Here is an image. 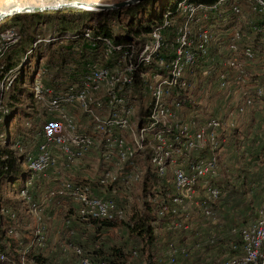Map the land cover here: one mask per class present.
I'll list each match as a JSON object with an SVG mask.
<instances>
[{
  "label": "built area",
  "instance_id": "1",
  "mask_svg": "<svg viewBox=\"0 0 264 264\" xmlns=\"http://www.w3.org/2000/svg\"><path fill=\"white\" fill-rule=\"evenodd\" d=\"M80 36L95 48L103 42L107 63L89 64L81 80L61 90L46 84L45 69L41 72L33 94L51 119L35 152H26L20 141L10 146L25 154L21 160L31 174L15 201L33 218L34 231L18 255L0 251V264H39L28 254L35 245L45 246L44 210L52 205L71 200L83 221L127 217V207L116 199L64 177L94 151L100 153L102 187L118 184L132 192L149 171L160 181L148 200L159 204L162 231L171 230L174 237L153 258L157 264H264V198L254 219L226 227L221 236L212 227L224 221L219 212L223 151L245 115L264 105V66L256 69L264 61V0H178L145 42L115 43L94 37L90 29L64 37ZM20 38L16 27L0 30V120L11 113L6 94L19 66L12 65L9 52ZM145 97L149 104L139 107L138 99ZM0 138L7 145L9 130ZM10 156L0 155L6 161L3 171L9 170ZM40 176L55 182L38 199L32 190ZM14 210L0 207L11 221L10 236L18 227ZM64 225L74 235L70 218ZM220 237L229 239L227 250L210 254L207 248ZM70 247L77 264H113L85 256L73 243Z\"/></svg>",
  "mask_w": 264,
  "mask_h": 264
},
{
  "label": "rangeland",
  "instance_id": "2",
  "mask_svg": "<svg viewBox=\"0 0 264 264\" xmlns=\"http://www.w3.org/2000/svg\"><path fill=\"white\" fill-rule=\"evenodd\" d=\"M121 1L124 0H0V14L11 9L26 6L46 7L43 11L15 13L0 21V30L7 27H16L21 35L20 41L9 52V60L14 67L19 66V72L14 87L6 94V101L10 103L11 113L2 115L0 120V134L7 136L9 130V137L11 135L12 139L17 140L19 136H22L25 138L24 144H26V150L35 151L37 149L36 141L41 138V129L51 117L45 107L37 102L33 95L34 88L40 80L41 72L47 67L48 70L43 75L44 82L58 89H63L71 82V80L62 78L67 72H70L69 70L77 68V70L81 71L83 70L84 62L94 60V57L96 58V55H93L83 43L82 45L80 43L75 44L71 50H68L67 47L62 48L67 43H60L61 40L66 38L64 36L71 34L65 28L74 25L84 28L86 26L106 24V26L111 27L113 32L124 34L130 30V22L137 23L138 20L143 22L146 18L148 19L147 13L152 11V14H154L155 12L163 10L166 4H169V0L143 1L140 3L141 5L138 3V13H140L134 18H131L132 16L124 7L116 16L112 13L115 9L87 10L74 5L75 2L113 4ZM81 10L88 11L89 13L80 12ZM246 12L251 16V11L247 5ZM131 35L138 36L136 34ZM145 37L147 38V34L143 33L137 38L143 39ZM39 40L42 41L38 42ZM72 52L76 54H72ZM99 61L103 64L107 63V61ZM262 66H264V61L256 64V69ZM142 103L148 105L149 98L145 97L143 100L139 98L137 105L141 107ZM77 113L81 115L80 112ZM247 114L248 116L242 120V123L246 122V124L235 138L236 142L233 141V143L230 141L229 143L231 144L225 149L224 174L219 180V183L228 182L235 186L248 185V187H244L243 189L245 194L251 190L250 188L251 186L253 187L254 182L256 184L259 180L264 181V163L262 162L264 147V105L256 104V108ZM8 123L10 125L9 127ZM2 142L3 139L0 138L1 148L6 147V150H9L7 152L13 150L10 149L9 145H5ZM12 155H16L18 158V153L14 152ZM86 160L89 161L86 163L89 167L86 175L77 174L75 176L72 173H66L64 177L78 182H96L101 171L100 153L94 151L91 157H87ZM85 161L77 163V165L82 167ZM20 162L22 168L25 170V160H21ZM242 175L245 176L246 180L243 184L240 179ZM53 181L48 177H37L32 190L35 198H41L54 185ZM23 186L24 176H21L14 182L0 179V207L7 206L13 210L15 209L14 211L18 215V219L15 221V225L18 226L16 228L17 231L12 235L13 238L10 244H8L7 250H22V246L29 243L32 232L34 231L35 222L33 218L25 213V210H22V207L15 201V196H19V191ZM259 190L261 191V189L255 188L253 192H250L249 196H246L248 198L247 200H250V203L252 202L251 205H256L259 202ZM114 191H112L113 197L116 199L120 197L121 199L127 200V218L132 217L131 214H135L134 216L136 217L147 215L148 210L145 211V205H143L144 185H139L132 192H128L123 187L115 186ZM7 198H10L12 202H8L9 200L7 201ZM65 203L66 207L55 204L51 206L53 208L44 210L47 224V242L41 251L51 258L50 260H52L53 264H77V259L74 257L72 249L67 246V243H69L68 240L71 238L66 234L67 228L64 225L65 221L71 218L70 213H73V210L75 211L76 204L71 200H66ZM151 212H154L153 208ZM249 217H251L250 214ZM4 220L5 218L0 212V222L2 223ZM6 222L7 220H5V224ZM72 222L74 225H80L78 219H73ZM110 233V243L114 241L121 242L129 238V231L124 226L112 229ZM58 235L60 237L62 236V238L59 239ZM109 238H105V240L109 242ZM22 240L24 241L23 244L20 243ZM57 244H59L58 247H61V250H53V247H56ZM130 262L132 264L139 263L133 255Z\"/></svg>",
  "mask_w": 264,
  "mask_h": 264
},
{
  "label": "trees",
  "instance_id": "3",
  "mask_svg": "<svg viewBox=\"0 0 264 264\" xmlns=\"http://www.w3.org/2000/svg\"><path fill=\"white\" fill-rule=\"evenodd\" d=\"M177 1L178 0H171V1L169 0V4L168 5L166 4L163 10L155 12L154 14H152V11L147 13L146 15L148 19L146 18L143 22L139 20L137 21V23L130 22L129 24L130 30L128 32H125L124 34H118V32H113L111 27L106 26V24L98 25V26H89V27L86 26L84 28H81V26H78V25H74V26H70L69 28H65V30H67L72 35H80V34H83L87 29H90L91 34L94 37H108L112 39V41L115 43H129L132 41L145 42L149 38V34L151 30L153 29V27L162 20L164 11L167 10L169 6H172ZM191 1L195 3L211 4V3H214L216 0H191ZM141 2H139V4ZM139 4L138 5L133 4V5L124 7V9H126V11L132 16L131 18H134L135 16L139 15L140 13V12L138 13ZM120 10H122V8L115 9L114 12L112 13L117 16L120 13ZM80 12L89 13L88 11H84V10H81ZM58 13H61V12H58ZM143 33L147 34V38L146 37L143 39L137 38L139 35ZM131 34H136L138 36L135 37V36H132ZM63 42H66L67 44L61 47L62 48L67 47L68 50L73 49V46L75 44L80 43V45H82L83 43L84 46H86L87 49H89L93 55H96V58L95 57L93 58L94 60H90V61L87 60L88 62L87 61L84 62L83 70L79 71L77 70V68H74L72 70H69L70 72H67V74L62 77L66 80H71L70 83L68 82L69 83L68 85L81 80V77L83 76V74L88 70L89 64L100 62L99 60L105 61V56H104L105 54L103 51L104 45H103V42L101 41L98 43L96 48L92 47L90 42L83 36L64 38V40H61L60 43H63ZM72 54H76V53L72 52ZM47 70L48 69L46 67L45 74ZM62 78L60 79L62 80ZM68 85L63 89H66ZM9 126L10 125L8 123V127ZM42 130L43 128L41 129V134H42ZM240 132H241V129L239 130L237 129L233 133V136L229 139L228 143L226 144V147L231 144L229 143L230 141L236 142L235 138L237 137V135H239ZM10 138H11V135L8 138V143H7V145L9 146H13V144L16 141H20L22 145L25 142L24 141L25 138L22 136H19L17 140L12 139V138L10 140ZM40 141H41V138L38 141H36L37 147ZM25 145L26 144H24L23 146L24 148H25ZM225 149L223 151L224 153L226 152ZM5 151L7 152L9 150H6V147L5 148L0 147V155ZM25 151L27 152V150ZM30 151H34V150H30ZM14 152L17 153L18 150L17 149L11 150V152H9L11 156H10V159L7 160V163L9 165L8 171H3V167L6 161L2 160L0 157V179L14 182L21 176H24V179H27L30 177L31 174L26 169L24 170L20 164L21 163L20 161L23 156L25 157V154H21V155L18 154V158H17L16 155L14 156L12 155V153ZM262 162L264 163V147H263ZM223 173L220 175V177L223 175ZM36 179H35V183H36ZM240 179H241L242 184L246 182L244 175L240 176ZM159 182L160 181L156 177L155 173H153L152 171H149L143 180L142 185H144V190H145L144 196H143L144 198L143 205H145L144 206L145 211L148 210L147 215L145 216L141 215V216L136 217L134 216L135 214H131L132 217H128V218L126 217L124 220H121V221H118V220L109 221V220H97V219L83 221L78 217L76 213V209L75 211L73 210V213H70V217H71L70 219L72 221L73 219H78L80 221V225L77 226V225H74L73 223L72 229L75 231L74 235L69 234L68 229L66 230V234L68 235L69 238H71L70 240H68L69 243H67V246L70 249H72L70 247V243H73V245L79 246L84 251L85 256L90 257L97 261H110L113 264H132V262H130V259L133 255V257L139 261L138 264H143L144 261L146 262L149 260H151V264H157V261H155L153 258L157 255H160L162 246L165 243H168V241L172 240L174 237L173 231L171 230H167V232L162 231L163 222L160 219H158V216H157V209L159 207V204L150 202L148 200V196L150 194H152V196L155 195V191L153 190V188L156 184H159ZM88 183H90L91 186L93 187L94 194L99 195V196L111 197L114 199H116L115 197L112 196L113 195L112 191L115 192L114 187L115 186L122 187V185H118V184L111 185L108 187H102L100 184V176L96 182L93 181V182H88ZM254 183H253V187L251 186L250 188L251 190L247 191L246 194L243 189L244 187H248V185L235 186V185L229 184L228 182L219 183V186L221 187L222 192H223L222 194L223 202L219 206V212L223 216L224 221H221L220 223L213 225L212 227H214L216 230L220 232L219 233L220 236L222 234L221 231L225 230L226 227L233 225V224H239L241 222H247L256 217L257 209L258 207H260L263 201V198H264V181L259 180L256 182V184ZM255 188L261 189V191L259 190L258 192V194L260 195V200L256 205L255 204L251 205L252 202L250 203V200H247L248 198L246 196H249L250 192H253ZM168 190L171 192V188ZM116 200L118 201L120 205L127 207L126 205L127 200H124L123 198L121 199L120 197L119 199H116ZM7 201L12 202L10 198H7ZM62 207H66V203ZM49 208H53V207H49ZM152 208L154 209L153 213L151 212ZM249 214L251 215V217H249ZM5 220H7L6 222L7 225L5 224ZM5 220L2 221V223L0 222V251H4L10 256L14 254L18 255L19 250H7L8 244H10V241L13 237L8 235L7 227H6L11 224V221H9V219H5ZM120 226H124L128 229L129 238L128 239L126 238L125 240H122L121 242L114 241L110 243V238H109L111 234L110 231ZM105 238L107 239L109 238V242L106 241ZM228 241H229L228 238H221L216 246L208 247L207 250H209L210 254H215V253H219L224 250H227ZM23 242L24 241L22 240L20 243L23 244ZM46 242L47 240L45 241V245H46ZM26 244H24L22 247H24ZM43 247L41 245L33 246L28 254V258L35 260L39 264H53L52 260H50L51 258H49L46 254H43V252L41 251L43 250ZM72 251L74 253V257H76L77 262H78V259H79L78 255L75 253L73 249ZM134 252H137L138 254L135 255ZM196 259L198 261L201 258L200 256H197Z\"/></svg>",
  "mask_w": 264,
  "mask_h": 264
},
{
  "label": "water",
  "instance_id": "4",
  "mask_svg": "<svg viewBox=\"0 0 264 264\" xmlns=\"http://www.w3.org/2000/svg\"><path fill=\"white\" fill-rule=\"evenodd\" d=\"M141 1H144V0H124L121 2L113 3V4H101V3H95V2H92V3L75 2L74 5H76L80 8L87 9V10H114V9L123 8L125 6L137 4ZM45 9H46V7H32V6H26V7H22V8L11 9L7 12H3L0 14V21H2L3 19H5V18H7L10 15L15 14V13L30 12V11H43Z\"/></svg>",
  "mask_w": 264,
  "mask_h": 264
},
{
  "label": "crops",
  "instance_id": "5",
  "mask_svg": "<svg viewBox=\"0 0 264 264\" xmlns=\"http://www.w3.org/2000/svg\"><path fill=\"white\" fill-rule=\"evenodd\" d=\"M246 116H248V114L247 115H245V117ZM245 124H246V122L244 123H242V129H243V127L245 126ZM89 157H91V155L89 156ZM89 161L88 160H86L85 161V164H83V166L82 167H80V166H77V167H75L74 169H72L71 171H69V173H72V175H81V174H83V175H86L87 173H88V171H89V167L87 166V164L86 163H88ZM74 176V177H75ZM55 181H53V183H54ZM56 236V235H55ZM58 237H59V239H61V237L58 235ZM59 246V244H57L56 245V247H53V250H61V247H58ZM165 252V251H164ZM163 251H162V253H164ZM165 256V255H164Z\"/></svg>",
  "mask_w": 264,
  "mask_h": 264
}]
</instances>
